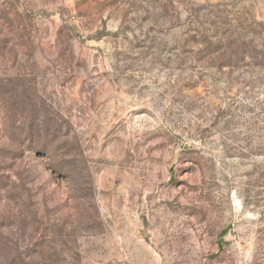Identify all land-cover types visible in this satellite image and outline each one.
<instances>
[{
    "label": "rangeland",
    "instance_id": "374dc122",
    "mask_svg": "<svg viewBox=\"0 0 264 264\" xmlns=\"http://www.w3.org/2000/svg\"><path fill=\"white\" fill-rule=\"evenodd\" d=\"M0 264H264V0H0Z\"/></svg>",
    "mask_w": 264,
    "mask_h": 264
}]
</instances>
